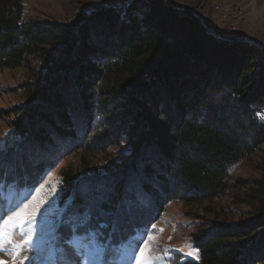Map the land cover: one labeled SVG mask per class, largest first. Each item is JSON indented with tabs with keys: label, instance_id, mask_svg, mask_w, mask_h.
I'll return each mask as SVG.
<instances>
[{
	"label": "trees",
	"instance_id": "trees-1",
	"mask_svg": "<svg viewBox=\"0 0 264 264\" xmlns=\"http://www.w3.org/2000/svg\"><path fill=\"white\" fill-rule=\"evenodd\" d=\"M23 1L0 0V70L44 64L24 86L35 103L18 128L22 142L0 154V183L35 187L61 151L125 140L124 174L136 175L125 186L63 170L58 238L70 239L72 213L90 211L100 241L122 243L150 230L170 202H212L230 191L231 170L264 144L256 46L216 36L166 0H133L72 26L24 20ZM221 94L222 109L234 114L227 124L209 107ZM238 184L249 188L256 220L194 235L199 260L179 255L170 264H264V181Z\"/></svg>",
	"mask_w": 264,
	"mask_h": 264
},
{
	"label": "rangeland",
	"instance_id": "rangeland-1",
	"mask_svg": "<svg viewBox=\"0 0 264 264\" xmlns=\"http://www.w3.org/2000/svg\"><path fill=\"white\" fill-rule=\"evenodd\" d=\"M131 1L133 0H24L23 19H38L65 26L81 23L89 25L91 17L97 11L120 10ZM166 2L178 10L197 16L216 36L231 40L241 38L245 40L244 44L247 46H250L249 44L256 46L260 50L259 60L264 63V0H166ZM237 3L246 6L245 16L240 19L233 18L235 16L233 8ZM43 64L44 62L39 63L35 59L33 69L21 66L17 69L0 70V154L18 147L23 140L18 128L24 127L28 120V111L35 103L24 86L34 82L35 73L42 74ZM223 100L222 94L211 96L209 107L211 115L219 116L220 122L227 124L231 122L234 114L228 115L222 109ZM261 120L264 121V114L261 115ZM96 133L92 132L90 137H94ZM130 147L125 140L106 149L76 146L65 153L61 151L54 169L49 172L61 183L51 197L52 207L41 225V238L37 242L40 251L35 253L33 264H50L54 247L57 245L69 248L64 240L57 237L58 223L66 209V205H61L62 171L71 169L79 177L83 176L82 178L96 177L94 179H97L98 183H102L100 178L115 177L119 184L126 186L136 176L130 174L127 177L124 174L128 168L126 165L131 160ZM231 174L233 187L223 197L212 202H170L164 207L160 219L154 224L155 227L144 231L156 237L152 242L153 247L169 250L156 253L162 257L160 264H170L169 260L179 255L182 256L181 261H198L199 251L192 255L188 254L192 250H197L194 246V235L212 231L219 226L224 229L246 227L256 220L257 216L247 195L249 188H238V182L243 180L254 185L264 181V144L249 157L241 160L231 170ZM159 229L163 231L160 232ZM27 254L34 255L32 252ZM130 255V252L127 253V256ZM0 259L7 261L11 257L4 256Z\"/></svg>",
	"mask_w": 264,
	"mask_h": 264
},
{
	"label": "snow or ice",
	"instance_id": "snow-or-ice-1",
	"mask_svg": "<svg viewBox=\"0 0 264 264\" xmlns=\"http://www.w3.org/2000/svg\"><path fill=\"white\" fill-rule=\"evenodd\" d=\"M60 183L52 173L35 187L20 188L15 183H0V257H11L7 261L0 259V264H33L35 253L40 251L37 242L41 238V225L52 207L51 197ZM90 222V211L69 216V248L55 246L50 264H160L162 257L156 253L169 251L153 247L156 237L148 232L122 243H103L89 227ZM187 247L191 248L190 245ZM27 252L34 255L29 256ZM129 252L131 255L127 256ZM194 252L198 250L188 254Z\"/></svg>",
	"mask_w": 264,
	"mask_h": 264
},
{
	"label": "bare ground",
	"instance_id": "bare-ground-1",
	"mask_svg": "<svg viewBox=\"0 0 264 264\" xmlns=\"http://www.w3.org/2000/svg\"><path fill=\"white\" fill-rule=\"evenodd\" d=\"M233 6V5H232ZM234 7H240L242 8V11H233L234 12V15L233 18H237V19H240V18H243V16H245V13H246V6L243 5V3H237ZM234 9V8H233ZM229 10V9H227ZM229 20V19H228ZM231 25V24H230ZM232 27V26H231Z\"/></svg>",
	"mask_w": 264,
	"mask_h": 264
},
{
	"label": "built area",
	"instance_id": "built-area-1",
	"mask_svg": "<svg viewBox=\"0 0 264 264\" xmlns=\"http://www.w3.org/2000/svg\"><path fill=\"white\" fill-rule=\"evenodd\" d=\"M234 10L235 11H242V8H240V7H234Z\"/></svg>",
	"mask_w": 264,
	"mask_h": 264
}]
</instances>
